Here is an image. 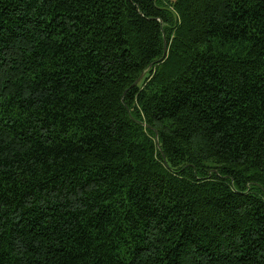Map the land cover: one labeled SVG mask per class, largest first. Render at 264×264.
Wrapping results in <instances>:
<instances>
[{
	"label": "trees",
	"instance_id": "16d2710c",
	"mask_svg": "<svg viewBox=\"0 0 264 264\" xmlns=\"http://www.w3.org/2000/svg\"><path fill=\"white\" fill-rule=\"evenodd\" d=\"M0 264H264V0H0Z\"/></svg>",
	"mask_w": 264,
	"mask_h": 264
},
{
	"label": "water",
	"instance_id": "95a60500",
	"mask_svg": "<svg viewBox=\"0 0 264 264\" xmlns=\"http://www.w3.org/2000/svg\"><path fill=\"white\" fill-rule=\"evenodd\" d=\"M167 55H168L167 48H165L164 56H163V58H162L158 63L163 62V61L167 58ZM143 77H144V75L142 76V79H143ZM140 80H141V79H140Z\"/></svg>",
	"mask_w": 264,
	"mask_h": 264
}]
</instances>
